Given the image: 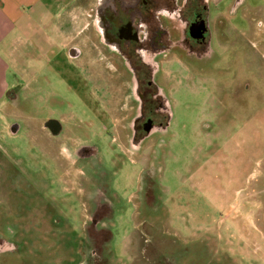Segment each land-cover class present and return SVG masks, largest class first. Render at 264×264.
Returning a JSON list of instances; mask_svg holds the SVG:
<instances>
[{"label": "rangeland", "instance_id": "obj_1", "mask_svg": "<svg viewBox=\"0 0 264 264\" xmlns=\"http://www.w3.org/2000/svg\"><path fill=\"white\" fill-rule=\"evenodd\" d=\"M235 1L224 2L230 8ZM261 1L230 8L226 79L215 75L212 84L207 71L180 72L162 144L152 137L140 151L125 150L118 136H101L90 143L98 148L91 160L67 163L42 123L67 110L61 99L68 92L59 82L52 98L45 66L34 78L33 52L21 49V61L11 63L9 73L18 86L0 117L3 145L21 157L34 181L25 195L0 203V215L21 214L0 219V231H16L22 257L11 256L15 264H264ZM85 13L74 9L69 16L88 23ZM13 123L20 126L16 133ZM62 166L68 176H60ZM98 166L107 172L106 186L95 185ZM95 197L113 204V217L97 236L102 251L91 255L96 245L87 232L94 228L89 213Z\"/></svg>", "mask_w": 264, "mask_h": 264}, {"label": "flooded vegetation", "instance_id": "obj_2", "mask_svg": "<svg viewBox=\"0 0 264 264\" xmlns=\"http://www.w3.org/2000/svg\"><path fill=\"white\" fill-rule=\"evenodd\" d=\"M240 3L236 0L232 11ZM86 13L88 23H67L50 30L56 38L46 56L40 55L38 46L33 48V77L45 66L52 98L57 97L59 82L68 92L61 99L67 110L46 116L42 123L51 145L61 144L67 163L91 160L98 148L90 143L101 136H118L123 148L132 152L142 150L152 137L156 146L161 145L174 117L173 83L180 72L192 70L199 76L207 71L213 75L212 84L217 77L226 79L229 14L210 0H95ZM19 128L17 123L10 126L13 133ZM7 150L0 139L1 205L25 195L33 181L21 157ZM63 168L60 176H68V167ZM94 170L95 185L106 186L105 168ZM111 212L113 204L98 197L92 200L89 218L94 228L87 233L96 248L91 255L102 251L104 244L97 236L113 217ZM18 217L19 212L0 215L4 220ZM15 233L0 231V264H15L11 256L22 257ZM98 255L102 258L104 253Z\"/></svg>", "mask_w": 264, "mask_h": 264}, {"label": "crops", "instance_id": "obj_3", "mask_svg": "<svg viewBox=\"0 0 264 264\" xmlns=\"http://www.w3.org/2000/svg\"><path fill=\"white\" fill-rule=\"evenodd\" d=\"M225 0H210L217 9L229 14L231 9ZM246 0H241L244 4ZM90 0H0V117L5 115L10 92L18 86L16 79L9 78L11 63L21 61V49L38 46L40 55L46 56L47 48L54 39L50 30L71 21V11L77 9L86 12L94 3ZM224 2V4H223ZM264 3V1H261ZM263 3L260 5L262 6ZM15 76L17 74L14 70ZM17 78V76H16Z\"/></svg>", "mask_w": 264, "mask_h": 264}]
</instances>
